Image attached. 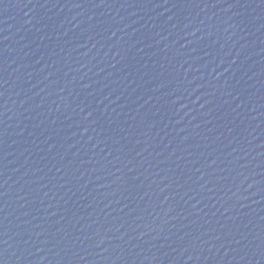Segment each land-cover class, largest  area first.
<instances>
[{
	"label": "water",
	"instance_id": "obj_1",
	"mask_svg": "<svg viewBox=\"0 0 264 264\" xmlns=\"http://www.w3.org/2000/svg\"><path fill=\"white\" fill-rule=\"evenodd\" d=\"M0 264H264V0H0Z\"/></svg>",
	"mask_w": 264,
	"mask_h": 264
}]
</instances>
